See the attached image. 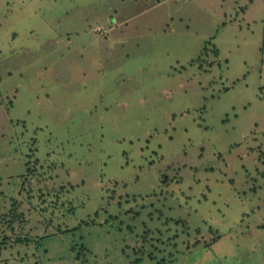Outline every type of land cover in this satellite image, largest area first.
<instances>
[{
    "label": "rangeland",
    "instance_id": "obj_1",
    "mask_svg": "<svg viewBox=\"0 0 264 264\" xmlns=\"http://www.w3.org/2000/svg\"><path fill=\"white\" fill-rule=\"evenodd\" d=\"M0 264H264V0H0Z\"/></svg>",
    "mask_w": 264,
    "mask_h": 264
},
{
    "label": "trees",
    "instance_id": "obj_2",
    "mask_svg": "<svg viewBox=\"0 0 264 264\" xmlns=\"http://www.w3.org/2000/svg\"><path fill=\"white\" fill-rule=\"evenodd\" d=\"M205 48H206V45H204V48H202V49L200 50V53H199L198 58H199V57L201 56V54L204 52Z\"/></svg>",
    "mask_w": 264,
    "mask_h": 264
}]
</instances>
